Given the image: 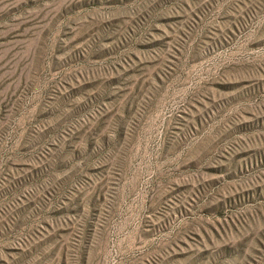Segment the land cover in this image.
I'll return each instance as SVG.
<instances>
[{"label": "rangeland", "instance_id": "374dc122", "mask_svg": "<svg viewBox=\"0 0 264 264\" xmlns=\"http://www.w3.org/2000/svg\"><path fill=\"white\" fill-rule=\"evenodd\" d=\"M0 264H264V0H0Z\"/></svg>", "mask_w": 264, "mask_h": 264}]
</instances>
